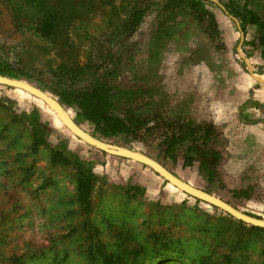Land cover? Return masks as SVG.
Here are the masks:
<instances>
[{
	"label": "rangeland",
	"instance_id": "obj_1",
	"mask_svg": "<svg viewBox=\"0 0 264 264\" xmlns=\"http://www.w3.org/2000/svg\"><path fill=\"white\" fill-rule=\"evenodd\" d=\"M212 1L240 11L247 2ZM134 3L91 0L66 32L51 35L30 21L17 26L6 0H0V64L6 61L29 71L32 76L22 80L44 86L61 65H86L89 56L98 52L94 38L105 41L107 47L119 43L116 32ZM157 7L152 6L129 40L136 45H128L130 51L125 52L135 55L139 71H145L150 61ZM248 7L264 23V0H253ZM207 8L214 13L219 37L214 38L189 15L174 22L165 46L159 49L155 64L159 74L149 75L151 79L158 76L161 120L151 124L156 129L144 141L132 146L164 160L159 143L177 117L213 121L220 132L216 146L223 154L222 181L208 183L197 166H183L186 143L176 146L177 160H169L165 167L224 200L232 197L234 188L257 184L258 190L264 189V124H260L264 110L243 111L247 120L258 123L240 115V106L247 100L259 101L256 79L264 77L259 49L246 45L249 56L242 43L263 35L264 25L248 24L243 32L237 28V18L221 7ZM151 79L148 83L153 84ZM34 107L49 123L48 144L36 143L33 128L21 115ZM67 110L75 115L73 109ZM83 127L93 131L88 123ZM64 140L69 141L65 147ZM117 141L113 138L108 143L119 145ZM89 145L43 100L0 85V264H264V228H251L219 207L197 201L135 160L105 155ZM54 149L64 150L72 160L79 154L95 162L98 179L86 201L79 189L81 166L53 163ZM231 200L241 211L264 219V202Z\"/></svg>",
	"mask_w": 264,
	"mask_h": 264
},
{
	"label": "trees",
	"instance_id": "obj_2",
	"mask_svg": "<svg viewBox=\"0 0 264 264\" xmlns=\"http://www.w3.org/2000/svg\"><path fill=\"white\" fill-rule=\"evenodd\" d=\"M252 1L247 0L245 7L240 11L239 9L232 10L227 5L224 6L212 0H163L158 4L152 0H135L130 15L122 28L116 32L119 43L114 47H107L105 41L94 38L92 41L96 43L95 49L98 52L89 56L86 65L81 68L61 65L59 70L52 71L47 84L39 87L44 91H51L66 109H73L75 112L73 119L78 125L83 126L84 123L92 125L93 131L90 133L94 137L106 142L116 138L119 139L117 141L119 145L134 149L132 142L144 141V136L156 129L155 125L151 124H158L161 120L159 116L161 107L158 105L159 100L156 99V96L161 94L159 83H157L158 76L151 79L149 75L153 72L155 75L159 74L155 66L158 62L159 49L165 46L169 38L165 36L171 32L174 22L181 16L189 15L199 24L203 23L214 38H218L220 33L217 21L214 13L207 8L218 6L228 16L233 19L237 18L238 30L246 32L248 24L264 25L258 14L248 7V3ZM6 2L17 26L22 25L24 21H30L39 24L47 33L57 35L66 32L69 25L83 15L85 11L83 9H87L91 0H6ZM155 5L158 7L149 41L150 61L147 62L145 71H139L134 63L135 55H131L132 53L125 55V52L130 51V48L127 49L130 45H136L135 41L130 44L129 40L140 29L146 16L151 12L152 6ZM246 45H253L259 49L260 57L264 61V34L253 41H243L242 48L247 55L252 56L247 52ZM154 60L155 62H152ZM261 69L263 73L264 62ZM28 72L20 71L19 68L6 61L0 64V74L11 78L25 79L26 75L32 76ZM148 79L154 83H148ZM250 107H260L264 110V104L249 99L240 106V115L247 122L254 121H249L243 116V111ZM21 115L33 128L36 143L48 144L49 123L42 119L39 110L34 107L29 112H22ZM176 121L165 139L159 143V147L161 146L164 151V154L162 153L164 160L147 155L166 166L169 160H177L176 146L186 143L183 166L191 168L197 166L198 173L205 176L208 183L222 181L223 154L216 146L220 135L216 124L208 120L196 122L189 117L186 119L177 117ZM254 122L258 123V121ZM68 144V140L62 142L63 147ZM89 147L100 150L91 145ZM63 151L54 149L52 162L62 165L75 162L81 166L79 189L83 200L86 201L98 179L93 169L95 162L85 157L82 159L79 154L75 155L72 160ZM100 151L105 155L108 154L103 150ZM138 163L155 172L149 166ZM161 178L165 184H171L165 178ZM258 187L257 184H253L231 189V198L233 201L246 199L264 202V189L258 190ZM206 191L213 193L210 189ZM231 198H224V200L234 205ZM196 200L200 201L198 198ZM247 214L261 218L252 213ZM251 228H257V226H251Z\"/></svg>",
	"mask_w": 264,
	"mask_h": 264
},
{
	"label": "water",
	"instance_id": "obj_3",
	"mask_svg": "<svg viewBox=\"0 0 264 264\" xmlns=\"http://www.w3.org/2000/svg\"><path fill=\"white\" fill-rule=\"evenodd\" d=\"M0 85H7L13 88L21 89L43 100L46 104H48L49 107H51V109L56 113L57 117L61 120V122L74 135L87 142L91 146L103 150L112 155L129 158L142 164H145L183 192L219 207L224 212L228 213L239 221H242L251 226L264 228V219L249 215L241 211L237 207L233 206L232 204L228 203L227 201L223 200L222 198L190 185L189 183L180 179L173 172L168 170L163 164L156 161L149 155L134 149L119 146L116 144H111L104 140L94 137L91 133L86 131L81 125H78L74 121L73 116H71L68 110L59 102L57 97L52 93L44 91L43 89L25 80L11 78L2 74H0Z\"/></svg>",
	"mask_w": 264,
	"mask_h": 264
},
{
	"label": "crops",
	"instance_id": "obj_4",
	"mask_svg": "<svg viewBox=\"0 0 264 264\" xmlns=\"http://www.w3.org/2000/svg\"><path fill=\"white\" fill-rule=\"evenodd\" d=\"M261 78H264V77H261ZM261 78L256 79V83L258 82V84H259V92H261L259 94L258 100H259L260 103L264 104V79H261ZM256 110H258V109H256ZM260 121H261L260 124L261 123L264 124V120H260ZM263 129H264V127H263Z\"/></svg>",
	"mask_w": 264,
	"mask_h": 264
},
{
	"label": "bare ground",
	"instance_id": "obj_5",
	"mask_svg": "<svg viewBox=\"0 0 264 264\" xmlns=\"http://www.w3.org/2000/svg\"><path fill=\"white\" fill-rule=\"evenodd\" d=\"M83 127V126H82ZM84 129H86L85 127H83Z\"/></svg>",
	"mask_w": 264,
	"mask_h": 264
}]
</instances>
